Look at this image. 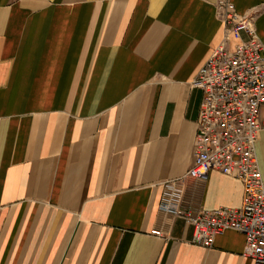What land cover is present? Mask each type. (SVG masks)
<instances>
[{
	"label": "crops",
	"instance_id": "crops-1",
	"mask_svg": "<svg viewBox=\"0 0 264 264\" xmlns=\"http://www.w3.org/2000/svg\"><path fill=\"white\" fill-rule=\"evenodd\" d=\"M216 1L0 0V264H253L166 211L242 206L238 179H184ZM230 2L264 44V0Z\"/></svg>",
	"mask_w": 264,
	"mask_h": 264
},
{
	"label": "built area",
	"instance_id": "built-area-1",
	"mask_svg": "<svg viewBox=\"0 0 264 264\" xmlns=\"http://www.w3.org/2000/svg\"><path fill=\"white\" fill-rule=\"evenodd\" d=\"M216 14L224 24V38L193 82L202 101L194 164L184 179L204 181L212 170L238 179L244 186L242 206L194 211L170 204L166 211L187 221L194 230L193 243L204 248L227 230L243 234V256L264 264V178L256 149L264 130V44L254 14L237 15L230 0H217ZM232 38L238 41L234 48Z\"/></svg>",
	"mask_w": 264,
	"mask_h": 264
}]
</instances>
